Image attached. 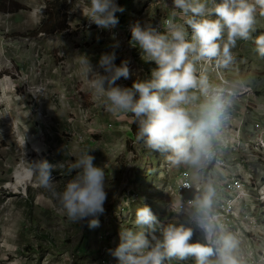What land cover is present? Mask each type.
<instances>
[{
  "label": "rangeland",
  "instance_id": "rangeland-1",
  "mask_svg": "<svg viewBox=\"0 0 264 264\" xmlns=\"http://www.w3.org/2000/svg\"><path fill=\"white\" fill-rule=\"evenodd\" d=\"M252 2L255 31L252 39L238 40L231 49L230 67L218 69L214 62L211 67L201 62L196 66L197 75L205 70L214 81L244 84L224 125L225 142L231 145L256 139L257 125L264 127V57L254 44L256 37L264 35V5ZM117 3L123 9L116 13L119 23L106 30L86 18L88 0H0V264H107L105 249L115 240L111 231L118 240L119 222L134 228L135 214L143 204L162 225L184 221L169 210L157 182L166 179L167 187L176 188L187 167L174 166L166 155L132 142L127 134L134 117L110 114L81 68L86 55L93 70L103 74L98 67L101 55L115 51L116 65L127 60L129 68L136 67L129 79L121 78L116 85L131 88L135 81L150 78L156 65L144 61L141 50L131 43V27L147 22L164 31L166 21L172 19V0ZM175 22L183 23L184 18L177 14ZM117 42L119 47L114 48ZM87 151L96 166L104 167L106 176L107 199L96 228H90L87 220L73 223L60 211L58 193L76 172L69 175L65 169L53 168L55 184L47 188L40 171L42 161L66 165L74 161L73 155ZM222 161L227 167L240 165L243 174L264 182L256 153L246 159L229 150ZM215 169L223 170L211 165L213 180L218 178ZM16 170L29 171L34 187L27 192L12 189ZM154 195L155 200H146ZM200 239V232L194 230L190 242ZM187 263L194 261L189 258Z\"/></svg>",
  "mask_w": 264,
  "mask_h": 264
},
{
  "label": "clouds",
  "instance_id": "clouds-1",
  "mask_svg": "<svg viewBox=\"0 0 264 264\" xmlns=\"http://www.w3.org/2000/svg\"><path fill=\"white\" fill-rule=\"evenodd\" d=\"M257 2L264 5V0ZM171 8L172 19L164 31L147 22L131 27V43L141 50L144 61L156 65L150 78L135 81L131 88L116 85L121 78L129 79L131 72L127 60L115 64V51L101 55L98 67L103 74L93 70L86 55L80 61L106 110L112 115L131 114L138 125V140L166 155L172 165L189 168L193 177L191 197L169 205L184 221L162 225L143 204L135 214L134 228L123 224L118 240L111 231L115 240L105 249L107 264H172L174 260L181 264L189 258L194 264H247L240 237L218 213L217 185L209 175L210 166L219 163L225 121L244 84L197 76L196 66L214 62L218 69H228L237 41L252 39L256 6L252 0H172ZM122 11L117 0H88L86 18L111 30L119 23L116 13ZM177 14L183 23L175 22ZM254 44L264 57V35ZM113 47H119L118 42ZM72 157L74 161L66 165L41 162L44 186L55 184L51 180L55 167L69 175L75 171L58 193L60 211L73 223L87 220L90 228H96L107 199L104 167L93 163L89 151ZM32 181L25 192L34 187ZM194 230L201 239L190 242Z\"/></svg>",
  "mask_w": 264,
  "mask_h": 264
},
{
  "label": "built area",
  "instance_id": "built-area-1",
  "mask_svg": "<svg viewBox=\"0 0 264 264\" xmlns=\"http://www.w3.org/2000/svg\"><path fill=\"white\" fill-rule=\"evenodd\" d=\"M167 25V21L165 23ZM201 64H204L201 62ZM206 67L213 66V63H205ZM206 69V68H205ZM136 67L131 66L130 72H135ZM213 72V71H212ZM206 75L204 70L197 76ZM245 90V92H248ZM233 107V106H232ZM264 110V109H263ZM257 132L260 135L256 139H247L246 141H234L233 145L225 142L219 163L217 167L227 169L222 158L229 150L249 159L253 154L260 156L261 167L264 168V127L257 125ZM237 137H240L237 136ZM242 167L239 165L238 170ZM166 179L161 181L160 191L165 192V199L168 206L170 203H179L181 197L189 199L192 195L193 177L188 172H182L179 178V183L176 188L167 187L164 183ZM220 195H218V213L223 218L225 223L240 237L243 242L242 251L244 252L247 261L251 264H264V182L256 183L253 177L229 174L219 185ZM157 195L151 199L147 197L146 200H155ZM122 219V218H121ZM120 223V228L125 230L123 222ZM167 225V224H165ZM197 232H199L197 230ZM158 235V233H157ZM259 248L260 251L256 253L254 249ZM256 259H259L256 261ZM189 260V259H188ZM187 260V261H188ZM187 261L181 264H188ZM172 264H180L179 261H171Z\"/></svg>",
  "mask_w": 264,
  "mask_h": 264
},
{
  "label": "crops",
  "instance_id": "crops-1",
  "mask_svg": "<svg viewBox=\"0 0 264 264\" xmlns=\"http://www.w3.org/2000/svg\"><path fill=\"white\" fill-rule=\"evenodd\" d=\"M235 114V113H234ZM234 120H236L237 121V119H236V115L234 116ZM240 121H242V120H240ZM130 126L132 127L133 126V123H130ZM129 126V127H130ZM246 128V133L249 131L248 129H249V127L248 126H246L245 127ZM128 131V130H127ZM130 135H131V131H130V133H128L127 134V136H128V138L130 137ZM248 162V161H247ZM167 163V162H166ZM249 163V162H248ZM187 169H189V168H187ZM187 169H185L184 171H182V172H188L191 176H192V172H191V170L190 171H187ZM234 169V170H233ZM238 170V166L237 167H235V168H233V167H230V168H227V169H223V170H221L222 172H219V170L218 169H215L214 170V172H216L217 173V175H218V178L216 179V180H214L215 182H216V185H217V191H218V195H220V189H221V187L219 186L221 183H223V180L226 178V176L227 175H229V174H234V175H241V176H247L246 174H243V168L239 171H237ZM171 174V173H170ZM213 174V173H212ZM162 180L161 179H159L158 180V182L157 183H159V182H161Z\"/></svg>",
  "mask_w": 264,
  "mask_h": 264
},
{
  "label": "bare ground",
  "instance_id": "bare-ground-1",
  "mask_svg": "<svg viewBox=\"0 0 264 264\" xmlns=\"http://www.w3.org/2000/svg\"><path fill=\"white\" fill-rule=\"evenodd\" d=\"M31 173L27 170H16L15 172V184L10 185V187L14 190H17L18 188H22L25 190L28 186L29 180L32 181V178L30 177ZM27 192V191H26Z\"/></svg>",
  "mask_w": 264,
  "mask_h": 264
},
{
  "label": "trees",
  "instance_id": "trees-1",
  "mask_svg": "<svg viewBox=\"0 0 264 264\" xmlns=\"http://www.w3.org/2000/svg\"><path fill=\"white\" fill-rule=\"evenodd\" d=\"M6 5H8V7H10L12 5V3L7 1ZM49 5H51V3H49ZM55 5H57V4H55ZM1 7L2 6L0 5V10L2 9ZM16 7H17L16 9L19 10V6H16ZM5 11H9V10H5ZM137 133H138V125H137V123L134 122L133 126H132L131 135H130V139L132 142L139 141L137 138Z\"/></svg>",
  "mask_w": 264,
  "mask_h": 264
}]
</instances>
